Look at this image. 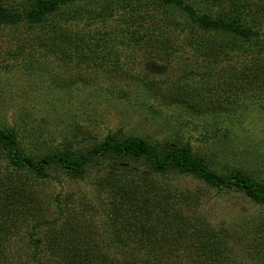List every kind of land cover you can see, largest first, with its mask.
Listing matches in <instances>:
<instances>
[{"label": "rangeland", "instance_id": "374dc122", "mask_svg": "<svg viewBox=\"0 0 264 264\" xmlns=\"http://www.w3.org/2000/svg\"><path fill=\"white\" fill-rule=\"evenodd\" d=\"M35 1L0 4L24 12ZM183 2L198 16L238 17L258 35L223 49L193 44L208 34L179 7L156 0H77L40 24L0 23V130L11 131L20 154L34 159L86 153L109 137L188 145L218 174L238 170L264 185V0ZM212 39L228 42L221 34ZM122 163L126 171L115 168L113 157L99 156L82 177L57 165L39 177L15 168L0 149V184L25 188V197H16L20 207L13 200L8 207L17 216L0 233V264H57L60 251L48 240L73 232L93 252L121 261L111 234L122 218L113 207L124 212L130 195L163 213L178 208L183 219L215 234L225 249L216 264H264L263 206L191 174L170 170L161 177L139 162ZM144 174L174 197L159 203ZM189 239L187 248L195 244ZM132 247L130 257L147 255ZM154 257L184 261L185 254L157 249Z\"/></svg>", "mask_w": 264, "mask_h": 264}, {"label": "trees", "instance_id": "16d2710c", "mask_svg": "<svg viewBox=\"0 0 264 264\" xmlns=\"http://www.w3.org/2000/svg\"><path fill=\"white\" fill-rule=\"evenodd\" d=\"M75 1L77 0H36L34 5H31L24 12L7 10L0 4V23L11 26L24 21L29 24H40L59 7L70 5ZM156 1L164 6L179 7L201 31L208 34L204 37L206 42L201 36L194 38L193 44L215 45V48L223 49L234 46V43H237L239 39L247 42L258 35L250 27L245 26L238 17L231 20L223 17L210 19L206 15H196L192 6L185 4L183 0ZM217 34L227 37L228 42L220 43L212 39V36ZM0 149L5 152L11 165L15 168L31 170L39 177L45 176L44 168L51 165H57L75 177H82L86 164L92 158L111 156L114 159L115 168L119 169L120 166L123 171L128 168V164L122 163L125 159L146 165L145 173L151 171L161 177H164L170 170H177L180 173L198 177L212 188L236 189L251 201L264 207V185L256 183L238 170L232 171L229 176L218 174L209 169L203 158L194 156L188 145L179 147L177 144L167 142L152 145L137 137H126L120 141L114 137H109L101 145L86 153L74 154L69 150H64L53 156L34 159L20 154L17 139L11 131L0 130ZM122 164H126L127 167L121 166ZM143 180L147 191L157 189L156 192L160 197L159 203L162 199L167 201L170 197H174L172 190L161 189L146 174H144ZM2 185L3 183L0 184V233L6 232V223L11 221L14 224L13 217L17 216L16 212H13L12 216L8 211L12 200L19 206L22 201L16 200V197L21 199L25 197L21 196L24 195L25 188H21L20 185L15 186L14 184L12 188L10 186L3 188ZM180 195L184 198V202L189 200L188 196ZM127 201L128 205L124 212H122L124 209L122 206L113 207L115 216H118L117 219L122 218L120 225L113 224V233L111 234L113 237L112 246L124 256L121 261L114 257L109 258L103 253L93 252L86 240L84 241V238L78 233L73 232L72 236L63 238L60 242H57L55 238L48 240V246L51 245L52 249L55 248L60 251L59 258L61 261L57 260V264H216L217 260L225 253V249H221L217 245L215 234L210 231L205 232L203 228L196 226L189 219H183L182 214L177 211L178 208H173L172 212L164 211L165 213H163L160 208L149 205L151 204L150 200L141 199L138 201L137 196L130 195ZM127 211H130L131 214ZM121 212L122 215H120ZM190 235L195 244H189V248H187L185 243ZM132 243L137 244L139 249L147 254L142 260H138V257L129 256L135 250ZM157 249L163 252L165 250H172L177 253L182 251L185 254V259L182 261L176 257L175 259L164 260L154 257ZM187 249L194 250L193 257L187 254Z\"/></svg>", "mask_w": 264, "mask_h": 264}, {"label": "water", "instance_id": "95a60500", "mask_svg": "<svg viewBox=\"0 0 264 264\" xmlns=\"http://www.w3.org/2000/svg\"><path fill=\"white\" fill-rule=\"evenodd\" d=\"M92 138H86V139H84V141H88V140H91ZM122 166L123 167H127V165L126 164H122Z\"/></svg>", "mask_w": 264, "mask_h": 264}]
</instances>
